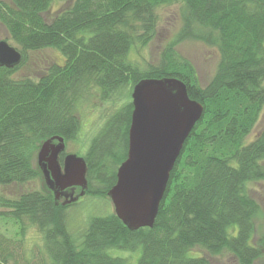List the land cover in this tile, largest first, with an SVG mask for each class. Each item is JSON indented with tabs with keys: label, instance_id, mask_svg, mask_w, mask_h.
<instances>
[{
	"label": "trees",
	"instance_id": "obj_1",
	"mask_svg": "<svg viewBox=\"0 0 264 264\" xmlns=\"http://www.w3.org/2000/svg\"><path fill=\"white\" fill-rule=\"evenodd\" d=\"M174 4L178 28L159 62L140 66L132 49L153 38L158 8ZM0 23L21 53L14 67L0 66V186L43 178L36 152L51 136L65 143L76 137V107L91 89L118 104L83 155L85 194L95 196L107 197L126 157L136 82L177 77L203 106L152 227L130 230L112 211L89 217L74 235L65 212L77 200L62 204L47 186L14 198L0 194V225L15 226L14 235L0 229V264H132L133 254L134 264H210L189 255L195 246L211 255L227 250L238 264L264 255V235L253 239L260 206L248 192L250 182L264 180V125L247 140L264 108V0H0ZM187 39L218 51L205 85L177 52ZM43 49L58 50L62 63H50L37 78L12 76L28 51ZM27 225L41 237L39 258L24 249Z\"/></svg>",
	"mask_w": 264,
	"mask_h": 264
},
{
	"label": "water",
	"instance_id": "obj_2",
	"mask_svg": "<svg viewBox=\"0 0 264 264\" xmlns=\"http://www.w3.org/2000/svg\"><path fill=\"white\" fill-rule=\"evenodd\" d=\"M21 53L0 40V66L12 68ZM132 111L127 153L116 170V181L107 191L115 215L130 230L152 227L172 171L183 145L203 114L200 102L188 96L186 84L177 77L143 78L130 92ZM61 136L44 140L37 151L46 186L62 204L76 201L87 189V164L83 156L64 151ZM79 186V193L64 189Z\"/></svg>",
	"mask_w": 264,
	"mask_h": 264
},
{
	"label": "rangeland",
	"instance_id": "obj_3",
	"mask_svg": "<svg viewBox=\"0 0 264 264\" xmlns=\"http://www.w3.org/2000/svg\"><path fill=\"white\" fill-rule=\"evenodd\" d=\"M59 3H56L54 8ZM159 21L156 31L149 43L145 46H136L130 53V58L138 62L142 67L147 64H157L163 46L172 38L173 33L178 28V5L162 6L158 8ZM5 39L11 45H18L11 40L6 28L0 23V40ZM177 52L185 57L193 65L198 81L205 85L213 75L218 62V51L215 47L209 46L200 40L187 39L179 43ZM63 56L56 49H43L38 51H28L27 59L16 72L12 74L15 78L25 76L37 78L50 63H62ZM131 92V91H130ZM131 99V97H130ZM117 102L105 101L100 98V94L95 89H91L77 104L76 115L80 120V130L74 139L65 143L66 153H75L83 156L90 144L91 138L97 133L105 118L115 109ZM264 125V108L258 118L255 128L252 130L247 140L252 139L258 129ZM37 156V152L35 157ZM37 160V158H36ZM42 176L35 177L23 184H11L0 186V194L14 198L22 192L29 190H40L46 187ZM248 192L260 206V212L254 219V241H258L264 235V180L250 182ZM79 193V188H75L73 196ZM62 196V195H61ZM64 199V196L59 198ZM113 211V205L109 197L84 194L77 199V203L66 209V223L69 231L74 235L81 233L89 217L93 215H103ZM1 224V222H0ZM5 228H8L6 231ZM0 229L7 235H14L15 226L9 221L5 225H0ZM23 246L28 254L36 253L38 258L43 254L42 241L39 233L32 226L25 229L23 235ZM264 248V240L262 242ZM112 253L127 256V251L112 250ZM130 255V254H129ZM189 255L205 256L210 264H238L235 256L227 250L217 254H209L200 246H195L189 251ZM136 254L130 256V263L134 264ZM253 264H264V255Z\"/></svg>",
	"mask_w": 264,
	"mask_h": 264
},
{
	"label": "flooded vegetation",
	"instance_id": "obj_4",
	"mask_svg": "<svg viewBox=\"0 0 264 264\" xmlns=\"http://www.w3.org/2000/svg\"><path fill=\"white\" fill-rule=\"evenodd\" d=\"M65 154H67L66 152H65V149H64V151H62L60 154H59V156H58V160H59V163L62 165V162H63V157H64V155ZM75 188H79V190H80V187L79 186H70V187H67L66 189H64V192H66V193H74V191H75ZM62 196H60L59 198H61ZM58 200H60V199H58ZM61 201V200H60Z\"/></svg>",
	"mask_w": 264,
	"mask_h": 264
}]
</instances>
